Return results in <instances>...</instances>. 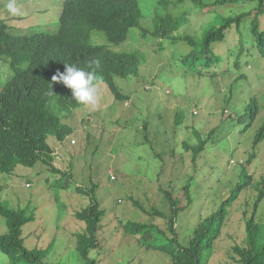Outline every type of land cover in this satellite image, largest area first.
Masks as SVG:
<instances>
[{
    "label": "rangeland",
    "instance_id": "obj_1",
    "mask_svg": "<svg viewBox=\"0 0 264 264\" xmlns=\"http://www.w3.org/2000/svg\"><path fill=\"white\" fill-rule=\"evenodd\" d=\"M63 1L18 0L23 15L9 16L4 7L7 0H0V19L14 35L54 32L59 26ZM252 7L249 3L230 5L219 7L218 11L229 15ZM180 9H189L181 32L195 36H200L214 15L189 4ZM150 15L142 20L147 30L152 29ZM133 29L119 45L108 42L99 31H92L86 38L90 45L117 52L139 49L144 53L137 77L115 78L119 91L128 98L117 99L107 85L97 83L98 104L94 108L83 105L62 120L74 132L62 142L61 150H55L51 165L18 164L11 174H0V199L33 216L22 228L26 247H47L44 253L49 264H85L75 247L76 235L84 231L85 225L74 213L88 206L92 199L90 194L72 189L79 186L87 191L94 185L95 199L104 213L97 231L98 246L89 257L96 264H172L166 255L142 246L139 234L127 233L124 224L153 225L147 241L166 243L165 236L171 235L168 223L172 212L162 189L169 190L180 206L173 224L177 240L186 245L199 221L215 212L244 173H248L254 183L244 187L229 205L221 234L214 240L212 255L206 263L236 264L231 257L230 239L242 243L243 210L251 211L260 182L264 186V138L253 147L254 136L264 121V66L253 63L244 80L236 85L234 99L225 102L228 84L236 77L233 66L228 74L222 73L230 60L213 68L220 72L216 76L186 75L169 64V50L158 51V38L148 34L146 42L138 43L132 37ZM217 50L225 54L224 45ZM26 66L27 62L18 65ZM13 73L7 57L1 56L0 86ZM148 84L156 88L147 91L144 87ZM252 96L258 100L259 112L250 121L242 107ZM178 113L182 118L177 121ZM71 138L74 143L69 142ZM201 140L205 144L193 161L192 150L184 144L197 145ZM47 142L58 143L51 136ZM252 152L254 157L248 162ZM52 166L61 168L62 173H54ZM66 182L69 188L61 186ZM185 185L189 187V204L184 200ZM155 210L162 215L153 214ZM255 219L264 223V195ZM158 228L163 232H158ZM6 231L5 218L0 215V233ZM7 261L0 251V264Z\"/></svg>",
    "mask_w": 264,
    "mask_h": 264
},
{
    "label": "trees",
    "instance_id": "obj_2",
    "mask_svg": "<svg viewBox=\"0 0 264 264\" xmlns=\"http://www.w3.org/2000/svg\"><path fill=\"white\" fill-rule=\"evenodd\" d=\"M248 3L253 4V7L237 14L225 15L218 11L219 7ZM185 4L198 11L214 14L200 36L180 30L189 13V9H180ZM147 15H150L152 22L150 31L142 25ZM7 27L0 20V57H7L14 69L13 75L0 86V174H11L18 164L32 167L38 162H44L51 165L52 147L47 138L51 136L62 141L72 133V128L62 123V118L72 108L82 104L72 98L70 89L52 80L53 75L65 70V65L93 71L95 83L104 82L117 99L124 101L128 98L119 91L115 78L137 77L144 53L139 49L117 52L105 46H92L85 41L92 30L102 32L108 42L116 45L127 39L132 28V37L138 42H146L150 34L159 39L158 51L169 50V64L176 65L177 70L186 75L194 73L199 76H216L220 72L213 68H219L230 60L222 73L228 74L229 67L233 66L236 77L228 84L225 102L234 99L236 85L244 80L247 69L253 67V63L257 61L264 66V0H141V3L139 0H64L60 24L54 33L14 35L8 32ZM222 45L225 54L217 50ZM82 57L85 59L81 60ZM93 61H99V67L93 65ZM23 62H27V66L18 67ZM154 86L149 84L144 89L149 91ZM242 109L243 114L252 121L259 112L257 98L249 97ZM176 118L178 121L182 115L178 113ZM263 138L264 121L254 136L253 147ZM204 144L205 140L192 146L184 144L187 150H192L193 161ZM253 157L254 152L250 154L248 162ZM51 170L56 174L62 173L61 169L55 167ZM252 182L253 177L244 173L243 179L235 185L218 209L199 221L186 245L178 242L173 225L180 209L179 203L172 197L171 191L161 187L172 212L168 223L171 235L165 236L166 243L153 244L147 241L153 225L126 222L124 230L130 234H139L142 246L166 255L172 264H206L212 255L213 242L221 234L229 205ZM260 185L251 211L247 208L243 210L242 243L230 239L231 257L236 264H264V223H258L255 219L258 204L264 195V186L261 182ZM61 186L69 188L67 182ZM94 188L92 185L87 191L79 186L72 189L78 193H88L92 199L88 206L74 213L85 225L84 231L76 235L75 244L85 264H96L89 253L98 246L97 231L104 213L95 199ZM184 197L189 204L191 199L188 185L184 186ZM133 201L143 210L138 201ZM153 214L162 215L156 210ZM0 215L5 218L7 225V231L0 233V251L8 258L7 264H49L44 253L47 247L44 250L25 246L22 228L33 220L32 215H28L25 209L9 207L1 199ZM157 231L163 232L159 228Z\"/></svg>",
    "mask_w": 264,
    "mask_h": 264
},
{
    "label": "clouds",
    "instance_id": "obj_3",
    "mask_svg": "<svg viewBox=\"0 0 264 264\" xmlns=\"http://www.w3.org/2000/svg\"><path fill=\"white\" fill-rule=\"evenodd\" d=\"M4 7H5L7 15H9V16H21V15H23L21 6L18 4V0H7ZM61 8H62V5H61ZM60 13H61V10H60ZM59 24H60V16H59ZM92 31H96V30H92ZM54 32H46V33H54ZM85 41H86V39H85ZM140 42H138V43H140ZM92 46H94V45H92ZM80 59L81 60L85 59V57H82ZM92 64L95 65L96 67H99V61H93ZM52 80L55 82H60L67 89H70L72 98L77 103L82 104L81 106L86 105V106H91L94 108L99 102L97 83L102 82V81H98L97 83L94 82L96 80V77H95V74L93 71H85L81 68H77V67L72 66V65H65V70L63 72H57L55 75H53ZM102 83H104V82H102ZM148 87H149V84H148ZM145 88H147V87H145ZM108 89H109V87H108ZM81 106H79V107H81ZM79 107L72 108L71 111H73ZM71 111L69 113H67L62 118V120L65 117H67L69 114H71ZM62 123H64V122L62 121ZM64 124H66L67 126L72 128L67 123H64ZM73 132H74V129L72 128V133ZM71 134L67 135L65 137V139L62 141H58L54 138L58 142V143H55L56 145H54V144L51 145L48 143L52 147V156L53 157H55V155H54L55 150L62 148V142L65 141L66 138L68 136H70ZM69 142L74 143V140L71 138V139H69Z\"/></svg>",
    "mask_w": 264,
    "mask_h": 264
},
{
    "label": "built area",
    "instance_id": "obj_4",
    "mask_svg": "<svg viewBox=\"0 0 264 264\" xmlns=\"http://www.w3.org/2000/svg\"><path fill=\"white\" fill-rule=\"evenodd\" d=\"M111 178H114L113 176H111Z\"/></svg>",
    "mask_w": 264,
    "mask_h": 264
},
{
    "label": "crops",
    "instance_id": "obj_5",
    "mask_svg": "<svg viewBox=\"0 0 264 264\" xmlns=\"http://www.w3.org/2000/svg\"><path fill=\"white\" fill-rule=\"evenodd\" d=\"M60 150H61V148H60Z\"/></svg>",
    "mask_w": 264,
    "mask_h": 264
}]
</instances>
